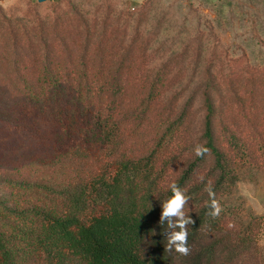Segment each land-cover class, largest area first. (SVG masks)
I'll list each match as a JSON object with an SVG mask.
<instances>
[{
    "label": "trees",
    "instance_id": "16d2710c",
    "mask_svg": "<svg viewBox=\"0 0 264 264\" xmlns=\"http://www.w3.org/2000/svg\"><path fill=\"white\" fill-rule=\"evenodd\" d=\"M147 6L127 14L138 20L129 41L111 16L90 21L72 0H57L49 14L0 7V128H50L48 143L65 146L47 160L0 163V264H245L261 257L255 222L263 218L244 227L220 196L239 168L264 169V98L247 105L249 95H264V67L248 72L245 53L230 58L225 72L212 61L184 98L190 84L169 77L175 69L184 77L188 59L198 58L186 45L155 65L159 50L141 30ZM197 103L203 120L191 137ZM198 145L207 151L197 155ZM97 159L113 172L81 173ZM172 183L190 197L185 212L195 221L187 256L166 251L177 217L160 218ZM93 194L103 211L88 217ZM213 199L222 209L216 218Z\"/></svg>",
    "mask_w": 264,
    "mask_h": 264
},
{
    "label": "rangeland",
    "instance_id": "374dc122",
    "mask_svg": "<svg viewBox=\"0 0 264 264\" xmlns=\"http://www.w3.org/2000/svg\"><path fill=\"white\" fill-rule=\"evenodd\" d=\"M72 1L75 5H79L90 21L97 16L98 23H100L105 16H111L110 25L114 23L112 25L121 31L126 29L127 41L130 40L132 29L138 22V20L134 21L135 18H128L127 14H136L143 5L148 4L149 6L145 9L146 16L140 20L141 30H144V36L149 37L151 49L159 50L156 53L155 65L158 66L169 57L179 54L187 47L186 45L191 47L189 49L198 58L197 62L194 58L188 59L184 77L176 74L179 69L173 70L169 77L170 80L181 82L183 85L190 84L191 87L183 94L184 98H187L193 88L203 80L204 69L212 61L225 72L230 67V58L240 57L245 53L246 57L242 59V64L248 67V72L252 69L250 66L264 67V0ZM56 2L57 0H45L44 2L0 0V7L7 11L16 9L17 15L30 14L34 8L41 14H49L56 8ZM57 10L54 14L58 12L62 15L65 12L63 8H60V11ZM118 15L120 19L114 20ZM241 84L245 89L246 85L243 82ZM251 87L252 85L247 88ZM262 88L264 90V87ZM261 97L264 98V95L257 94V97L254 94L249 95L247 105L259 101ZM259 106L264 110V99ZM195 109L191 137H193V132H197L200 128L203 120V110L199 107V103ZM263 118L264 114L261 115V119ZM29 122H32V118L27 119L26 125ZM18 130L14 133L3 127L0 128V163H26L34 159L47 160L55 152L65 150V146H61L59 142L48 143L53 141L55 133L50 128L29 125ZM97 167H103L104 174H111L114 170L113 165L97 159V162H86L81 166L80 171L84 173L89 168L96 169ZM237 175L235 185L221 195L220 199L224 202V207L232 210L244 227L253 217L263 218L255 222L259 225L257 240L261 257L248 260L245 264H264V169L241 167L237 170ZM102 211L103 202L96 195H91L87 216L97 215Z\"/></svg>",
    "mask_w": 264,
    "mask_h": 264
},
{
    "label": "clouds",
    "instance_id": "9594fccd",
    "mask_svg": "<svg viewBox=\"0 0 264 264\" xmlns=\"http://www.w3.org/2000/svg\"><path fill=\"white\" fill-rule=\"evenodd\" d=\"M205 151L207 149L202 146L198 145L196 148L197 155H202ZM170 189L172 195L163 202V212L160 219L161 223H163L166 217L175 216L177 219L174 224L172 221L169 222V227H172L173 231L167 237L166 251L171 252L174 249L176 253L187 256L190 254V247L188 246V226L195 223L189 213L186 214L185 212V207L189 205L190 197L175 183L170 185ZM206 191L209 192L210 197L214 196L210 186L206 188ZM211 208L212 211L209 212V215L213 218L218 217L222 209L215 199L212 200Z\"/></svg>",
    "mask_w": 264,
    "mask_h": 264
},
{
    "label": "water",
    "instance_id": "95a60500",
    "mask_svg": "<svg viewBox=\"0 0 264 264\" xmlns=\"http://www.w3.org/2000/svg\"><path fill=\"white\" fill-rule=\"evenodd\" d=\"M39 2H44L45 0H38Z\"/></svg>",
    "mask_w": 264,
    "mask_h": 264
}]
</instances>
